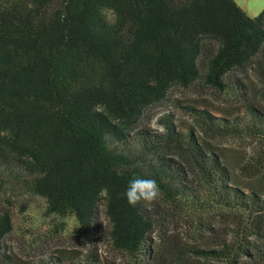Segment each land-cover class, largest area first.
I'll list each match as a JSON object with an SVG mask.
<instances>
[{
	"label": "trees",
	"instance_id": "trees-1",
	"mask_svg": "<svg viewBox=\"0 0 264 264\" xmlns=\"http://www.w3.org/2000/svg\"><path fill=\"white\" fill-rule=\"evenodd\" d=\"M249 71L261 84L254 94ZM175 86L251 99L242 127L191 112L211 133L255 136L238 173L259 186L235 184L219 150L193 130L180 136L169 115L159 120L165 134L146 127ZM255 98L264 101V9L250 16L235 0H0V181L13 176L83 234L103 202L109 243L126 264H264V107ZM135 177L156 180V201L127 202ZM11 229L0 207V251Z\"/></svg>",
	"mask_w": 264,
	"mask_h": 264
},
{
	"label": "rangeland",
	"instance_id": "rangeland-1",
	"mask_svg": "<svg viewBox=\"0 0 264 264\" xmlns=\"http://www.w3.org/2000/svg\"><path fill=\"white\" fill-rule=\"evenodd\" d=\"M238 1L250 16L264 9V0ZM103 15L106 20L112 19V13L108 10ZM246 81L253 94L261 87L252 71L248 72ZM255 99L253 102L264 107V101ZM248 100L251 99L241 93L226 94L205 87L175 86L170 89L166 99L150 108L143 122L149 127L153 116L166 112L180 136H186L188 130H193L195 134L206 137L213 148L219 150L229 164L235 184L245 189L251 185L257 187L260 182L257 184L256 180L238 173L239 163L248 161L252 155L255 136L239 131L211 133L205 130V126L191 112L203 109L215 116L217 123L221 125L238 122L242 127L247 123ZM149 129L151 130L150 127ZM0 207L9 211L12 220V229L3 238L0 264H126V257L122 252L113 249L109 243V223L103 202L89 234H83L78 230L72 215L59 217L47 214L41 197L31 194L13 176L2 175ZM242 264H248V261Z\"/></svg>",
	"mask_w": 264,
	"mask_h": 264
},
{
	"label": "clouds",
	"instance_id": "clouds-1",
	"mask_svg": "<svg viewBox=\"0 0 264 264\" xmlns=\"http://www.w3.org/2000/svg\"><path fill=\"white\" fill-rule=\"evenodd\" d=\"M166 112H160L152 117L149 127L156 134H165L166 129L158 121L165 116ZM160 189L155 179L135 177L128 181V185L122 193L127 202L135 206L138 203H151L157 200Z\"/></svg>",
	"mask_w": 264,
	"mask_h": 264
},
{
	"label": "crops",
	"instance_id": "crops-1",
	"mask_svg": "<svg viewBox=\"0 0 264 264\" xmlns=\"http://www.w3.org/2000/svg\"><path fill=\"white\" fill-rule=\"evenodd\" d=\"M236 1V3L240 6V4L238 3L239 1L238 0H235ZM241 7V6H240Z\"/></svg>",
	"mask_w": 264,
	"mask_h": 264
}]
</instances>
